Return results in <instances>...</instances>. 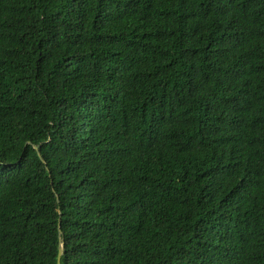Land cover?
<instances>
[{
    "label": "trees",
    "instance_id": "obj_1",
    "mask_svg": "<svg viewBox=\"0 0 264 264\" xmlns=\"http://www.w3.org/2000/svg\"><path fill=\"white\" fill-rule=\"evenodd\" d=\"M61 243L264 264V0H0V264Z\"/></svg>",
    "mask_w": 264,
    "mask_h": 264
},
{
    "label": "water",
    "instance_id": "obj_2",
    "mask_svg": "<svg viewBox=\"0 0 264 264\" xmlns=\"http://www.w3.org/2000/svg\"><path fill=\"white\" fill-rule=\"evenodd\" d=\"M35 148L37 149L38 146L35 145ZM60 233H61V230H60ZM63 244L61 243L60 244V247H59V254H58V264H61V258H62V255H63Z\"/></svg>",
    "mask_w": 264,
    "mask_h": 264
}]
</instances>
